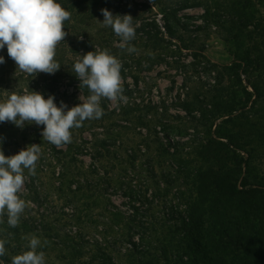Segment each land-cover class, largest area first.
<instances>
[{
	"label": "rangeland",
	"instance_id": "374dc122",
	"mask_svg": "<svg viewBox=\"0 0 264 264\" xmlns=\"http://www.w3.org/2000/svg\"><path fill=\"white\" fill-rule=\"evenodd\" d=\"M228 1L232 0H100L95 5L64 8L71 18L64 22L68 35L56 46L54 59L61 67L55 74L23 73L6 46L0 50L5 60L0 64V102L12 92L37 91L45 99L56 95L57 106L61 101L68 108L81 103L80 81H70L69 76H75L72 66L79 55L95 48L108 49L122 62L126 97L118 105L103 100L102 118L70 129L72 142L59 148L43 140V125L26 123L21 129L11 122L0 123V150L5 156L40 144L36 175L25 170V180L40 182L51 208L50 214L37 220L23 214L16 228L9 227L7 216L3 217L0 239L8 241L7 255L0 258L3 264H11L12 256L29 250L25 237L32 235L48 241L38 249L45 252L46 264H182L184 249L182 244L177 246L184 233L171 234L175 224H165L162 206L145 210L146 220L141 219L142 213L134 218L130 208L139 206L146 187L157 188L162 179L174 183L190 208L193 200L186 176H195L201 167V146L213 140L227 142L218 136L236 141L239 149H232L231 156L242 160V177L264 185V0H250L252 20L245 28H236L226 8L223 12ZM104 8L113 15H131L135 38L146 37L157 17L165 15L161 21L170 24L173 39L168 44L150 39L134 44L133 40L137 51L129 54L119 48L113 30L101 26ZM135 76L141 87L133 92ZM256 94L252 105L250 98ZM142 100L145 103L132 104ZM229 109L241 118L223 121L232 117L226 113ZM216 110L220 115L209 119ZM161 132L179 142L173 154L161 140ZM187 136L192 137L189 142ZM58 166L64 168L60 190L54 173ZM76 183L79 189L72 191ZM237 186L240 189L241 182ZM63 205L74 206L77 216L66 215ZM136 234L142 244L137 251L125 243Z\"/></svg>",
	"mask_w": 264,
	"mask_h": 264
},
{
	"label": "clouds",
	"instance_id": "9594fccd",
	"mask_svg": "<svg viewBox=\"0 0 264 264\" xmlns=\"http://www.w3.org/2000/svg\"><path fill=\"white\" fill-rule=\"evenodd\" d=\"M100 11L104 17L101 26L110 27L119 37V48L135 53L137 49L131 44L136 37L133 17L113 15L106 8ZM70 18L71 13L56 0H0V50L6 46L8 56L23 73L33 77L39 73L55 74L61 67L54 59L56 46L68 35L63 28ZM4 62V57L0 56V64ZM122 67V62L108 49L95 48L79 55L72 73L80 81L81 103L68 108L63 101L57 106L53 95L45 99L37 91L12 92L0 102V123L11 122L21 129L26 123L43 125V140L58 148L67 145L72 142L70 129L82 127L86 120L102 118L103 100L117 105L126 100ZM40 154V144L27 145L11 156H5L0 150V223L7 216L9 227L19 226L27 206L19 195L25 182V170L31 176L36 175ZM25 239L29 250L12 256L11 264H46L45 252L38 249L45 247L48 241L42 242L35 235ZM7 243L6 239H0V257L7 255Z\"/></svg>",
	"mask_w": 264,
	"mask_h": 264
},
{
	"label": "trees",
	"instance_id": "16d2710c",
	"mask_svg": "<svg viewBox=\"0 0 264 264\" xmlns=\"http://www.w3.org/2000/svg\"><path fill=\"white\" fill-rule=\"evenodd\" d=\"M99 1L56 0L57 3L66 9L68 7L74 8L75 6L95 5ZM225 3L223 12L227 10L226 12L230 13L229 18H232L231 20L236 24V28H245L247 23L251 22L252 17L248 13L250 0H232ZM185 7L189 6L186 4ZM184 9L186 8H182L180 11ZM177 13L178 11L175 13V17H177ZM185 16L190 17L189 14H185ZM163 18L166 20L167 17L163 15ZM195 25L198 28L200 27L199 23ZM163 26L165 30L156 20L152 32L148 33L146 37L139 36L134 40L150 39L154 43L162 42L168 44L167 40L170 39L172 41L173 39L172 27L166 21ZM135 30L137 31V29ZM64 31H67V29H64ZM138 41L134 42V44H137ZM175 48L183 49L182 46L177 44H175ZM69 80L79 82L76 76H69ZM135 83L136 88H131L133 92L141 87L140 78L137 76H135ZM47 90L51 92V90ZM257 98V94L255 99L251 96L252 105L256 103ZM142 101L133 102L132 104L138 106L141 103H145V100ZM160 109L165 113L167 112V108L164 110L161 106ZM234 112V109L227 110V115L232 116L229 118L231 120L226 119L223 121L235 122V120L240 119L241 116L239 114L235 115ZM219 115L220 110H216L214 113L212 111L209 119ZM218 118L221 119V117ZM191 136L193 137V135ZM188 137L187 141L189 142L192 137ZM218 137L227 139V142L213 140L208 145L201 146L198 151V158L202 163L201 167L197 169L195 176L186 174L187 182L191 186L188 193L191 196L190 199L193 200L190 208L183 201L181 191L173 188L175 187L174 183H170V180L162 179L157 184V188H145L142 186L145 188L143 190L145 193L144 197L141 196V200L138 201L139 206L130 208L131 215L135 218L142 213L141 219L146 220L148 214L145 213V210H152L155 206H162L164 211L161 213V217L165 224H175V230L171 234L184 233L182 237L178 234L180 240L177 246L179 247L182 244L184 249V255L181 256L182 264H264V185L260 184V182L251 184L247 176L242 177V160L231 156L232 149H239L236 141L231 137ZM178 144L179 142L170 143L167 148L169 151L173 149V154L177 150ZM60 167V175L56 178L58 180L56 186L59 190L62 189L64 178V168ZM239 182H241L240 189L237 186ZM79 183L72 185V191L79 189ZM26 188L28 189V196H20L21 199L26 201L27 205L23 214L30 220H37L40 217L39 211H31L29 209V202H33L39 207H42L44 203L46 205L45 214H50L51 208L46 203L48 202L46 197L42 196L40 182L37 185L35 179L32 178L26 184ZM68 206H62L63 212L71 218L76 217L78 214L77 209L74 206H70L72 212L69 213L66 211ZM183 207H186L185 210H183ZM177 225H180V228ZM140 227L143 228V225ZM146 229L144 228V230ZM99 239L101 242L104 240L101 236H99ZM167 242L169 246H172L169 240ZM125 243L133 250L142 249L139 234H136L133 238L131 237ZM164 252L166 251L164 250Z\"/></svg>",
	"mask_w": 264,
	"mask_h": 264
},
{
	"label": "built area",
	"instance_id": "2783aa9c",
	"mask_svg": "<svg viewBox=\"0 0 264 264\" xmlns=\"http://www.w3.org/2000/svg\"><path fill=\"white\" fill-rule=\"evenodd\" d=\"M164 18H163V15H161L160 14V18H158L157 17V22L160 24V26H162L163 27V30H165L164 29V24L162 23V21L161 20H163ZM212 82H215L214 80L212 81ZM160 138H161V140H163L166 144H168V145H170V143H175L176 141L173 139V138H170V136L168 137V136H166L163 132H161L160 133ZM172 151H173V149H171ZM60 172H61V168L58 166V168H56L55 169V176H56V178L57 177H59V175H60ZM30 181V178L28 177H26V180H25V189L23 190V192H21V193H19V195L20 196H28V189L26 188V184L28 183ZM36 181V184L38 185V180H35ZM28 206H29V209L32 211V210H34V211H39V214H40V216L42 215V214H44V213H46V205L45 204H43V206L42 207H39V206H37V205H35L33 202H29L28 203ZM66 211L67 212H69V213H71L72 212V209H71V207L70 206H68L67 208H66ZM34 213H36V212H34ZM39 216V215H38Z\"/></svg>",
	"mask_w": 264,
	"mask_h": 264
}]
</instances>
